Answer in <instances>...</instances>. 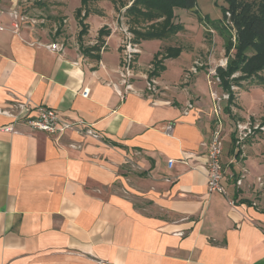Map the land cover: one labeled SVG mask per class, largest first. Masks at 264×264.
<instances>
[{"label":"crops","instance_id":"1","mask_svg":"<svg viewBox=\"0 0 264 264\" xmlns=\"http://www.w3.org/2000/svg\"><path fill=\"white\" fill-rule=\"evenodd\" d=\"M107 1L83 10L90 33L93 23L110 33L86 49L35 21L42 4L0 2V111L9 113H0V264H264V156L241 157L248 145L239 133L224 142L223 130L224 192L209 193L218 86L205 73L191 86L183 63L164 77L179 58L164 59L168 40H159L137 56L136 92L119 86L121 97L124 35L115 18L129 6ZM161 60L152 94L142 76ZM40 109L83 130L35 131ZM224 110L232 114L230 103Z\"/></svg>","mask_w":264,"mask_h":264},{"label":"rangeland","instance_id":"2","mask_svg":"<svg viewBox=\"0 0 264 264\" xmlns=\"http://www.w3.org/2000/svg\"><path fill=\"white\" fill-rule=\"evenodd\" d=\"M109 1L110 0L107 2ZM118 1L120 0H117V4ZM128 1L130 3H128ZM131 1L132 0H124L122 4L127 3L128 6L131 7ZM197 2L198 8L196 12L188 11L181 7L174 8V22L181 25L183 30L178 32L176 36L170 38L168 40V46L166 47L167 49H178L179 64L171 66L163 73V76H176L178 71L181 69L180 63H183L188 68V73L186 74L184 72L183 77L187 75L188 83L192 86L194 83L193 77H195L192 69L195 67L196 61L203 65L202 68L198 67V75L200 73L210 74V71H216L218 67H224L227 69L230 60L234 61L235 67L238 66L241 58L236 57L233 51L227 50L228 36L232 38L234 45L238 44V41H241V46L243 48L246 49L248 46L253 45L257 51H261V59H256L255 57L254 64L251 66L247 65V73L234 74L229 79L228 88L224 89L219 76H211L212 78L210 80L218 86V96L222 97L224 94L233 95H230V101H232V104H230L232 114L230 115L225 113V110L223 111V109H226L228 105V100H223L221 102L223 114L220 120H216L223 127L224 142L225 137L229 135L230 137H232V135H238L239 124L247 125L250 123V128L253 133L249 135L243 144L248 145V149H244L242 147L238 148L242 153L241 157L244 156V150L245 154L249 151V157L252 155L255 156L256 154L264 156V131L254 130L255 127H264V84L262 83L260 85V82L257 80L259 77L264 78V72H253V67H256L264 61V38L254 37L247 31V29H243L242 26L239 27L238 14L233 13V9L238 6V10L240 11L253 9V13H255L254 15H263V11L261 9L264 8V0H234L232 1V11H229L231 4L228 0H197ZM27 3H30L32 7L39 8L41 7L39 6L41 4L45 7L40 11L37 9L39 12L35 15L36 17H34L35 21L43 24L42 26L51 27L53 31L56 30L55 33L57 39L65 46L76 45L82 49H86V47L97 46L99 43L97 41L105 38V36L101 34V31L107 28V26L104 25V28L95 32V23H93V31L91 33L89 32V29L85 28L88 27L85 26L86 19L88 18L87 10H85L87 12L84 11L82 13V16L80 17L81 19L78 18V12H75V14L73 13V10H75L76 7L79 8L81 0H70V4L68 0H27ZM94 5H97L96 2L93 3V1H91L83 8H94ZM120 15L124 17V21L127 24L129 23V18H127L124 14L119 13H117L115 18L116 22H118V24L120 23V27L127 26V28L131 31V25L124 24ZM216 22L221 23L224 37L220 36L218 32L209 30L212 27H208L210 26L209 23ZM96 23H100V21ZM144 24L146 25L142 26L144 29H148L153 25L148 22ZM157 24L158 23L154 22V25ZM84 28L85 31L83 30ZM131 33L133 34L132 37H134L139 45V42H142L141 50H146L148 47H154L156 49L160 44L159 40H139L132 31ZM92 37H94V39ZM88 42L92 44L88 46L85 45V43ZM166 52L169 51H164V59H166L167 55L173 53L169 52L166 54ZM146 56H148L147 53H145V57ZM146 60L150 63L152 62V60L149 61L148 57ZM206 79L207 78L205 76V78H203V81H205L204 87L208 88V80ZM215 79H217V81ZM184 81L185 80L183 79V82ZM253 145H256V147H254L252 151L249 150L251 149L250 147H253ZM252 164L254 165V162H252Z\"/></svg>","mask_w":264,"mask_h":264},{"label":"trees","instance_id":"3","mask_svg":"<svg viewBox=\"0 0 264 264\" xmlns=\"http://www.w3.org/2000/svg\"><path fill=\"white\" fill-rule=\"evenodd\" d=\"M91 1L96 2L98 0H81L82 8L78 10V18L82 16L83 10L87 3ZM124 0L118 1L123 8L128 7V4L123 3ZM230 1V10L232 11V1ZM114 4H117V0H113ZM129 2V1H128ZM131 7H128L125 11V16L129 18V24L131 25V31L135 34L136 38L139 40H169L173 36L183 30L181 25L176 24L174 16V8L181 7L188 11L196 12L198 8L197 0H132ZM238 6L233 9V13L238 14V23L239 27L242 26L243 29L247 31L254 37L264 38V8L263 15H254L253 9L238 10ZM260 14V13H259ZM87 16V15H85ZM153 24L148 29H144L142 26H146L144 23ZM154 22L158 23L154 25ZM208 26L214 32H218L220 36L224 37L221 23H209ZM87 26V25H85ZM88 29V27H85ZM85 28L83 29L85 31ZM139 28V29H137ZM142 30V31H141ZM145 30V31H144ZM87 31V30H86ZM101 34L105 37L109 36V31L107 28L101 31ZM229 37V36H228ZM227 37V50L233 51L236 57L241 58L239 65L234 66V61H229V66L227 69L224 67H218L216 69L217 76L220 77L224 89L229 86V79L236 73H247L248 67L255 62L256 59H261V51H257L253 45L248 46L246 49L241 46V41H238V44L234 45L232 38ZM104 44L103 40H99L97 48H101ZM169 52H173L166 56V59L169 58H178V49H166ZM169 52H166L169 53ZM164 54V53H163ZM253 58V60H252ZM158 66H155V70L150 75L151 78H157L159 74L163 71V60L157 62ZM253 72H264V61L261 62L256 67H253ZM254 78V76H253ZM256 80V79H255ZM260 82V85L264 84V78L259 77L257 79ZM259 85V86H260ZM230 93V92H229ZM231 95V94H230ZM228 103L232 104L231 95Z\"/></svg>","mask_w":264,"mask_h":264},{"label":"built area","instance_id":"4","mask_svg":"<svg viewBox=\"0 0 264 264\" xmlns=\"http://www.w3.org/2000/svg\"><path fill=\"white\" fill-rule=\"evenodd\" d=\"M1 2V0H0ZM11 17L13 19L12 27L14 28L15 32H18L20 29V15L19 11L15 9H11ZM124 39L122 41V53H123V66L117 71L120 76V84L117 86L115 85V89L121 97H126V94L119 88L125 87V90L129 93H135L136 89L134 87V80L138 77L136 70L134 68L135 61L137 60V56L141 54V46L137 43V41L132 37V33L127 28V26L120 27ZM0 30L3 31V28L0 27ZM52 51L62 52L63 45L60 44H52L49 47ZM198 67H203L202 64L199 62H195V67H193L192 72L194 75H197ZM153 70V67H148V73L144 74L142 78L146 81V89L149 93L157 94L160 92L158 89V83L156 78L150 77V72ZM209 76L216 77V71H211ZM217 81V79H215ZM210 85L214 84L212 80L209 81ZM83 96L88 98L89 92L85 91ZM213 101H214V113L218 120L221 119V102L223 100L230 99L229 95L224 94L222 97L218 96L216 93H212ZM24 106H22L23 108ZM0 113L9 115L8 112L0 111ZM39 117L30 121V126L33 130L38 132H44L49 135L53 136H62L66 132H79L82 131V125L67 122L61 119L58 115L57 111L52 109H40L39 110ZM218 128L215 130L211 137L210 142V151H209V164H208V172H209V181H208V191L209 193H222L224 192V187L222 186V180L224 178V169L222 163V132L223 127L220 123L217 122ZM251 124L248 123L247 125H238L239 130V140L238 142L241 144L246 141L250 134H252V129L250 128ZM254 130H261L264 131V127H255ZM91 132V131H89ZM167 134L173 135L174 132V125L169 124L167 127ZM261 182V179H259ZM238 184H242V180L238 181Z\"/></svg>","mask_w":264,"mask_h":264}]
</instances>
